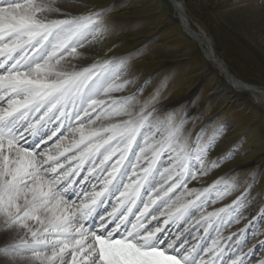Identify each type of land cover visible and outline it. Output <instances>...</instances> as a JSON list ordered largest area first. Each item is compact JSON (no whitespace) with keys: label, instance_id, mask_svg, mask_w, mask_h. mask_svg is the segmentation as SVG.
<instances>
[{"label":"snow or ice","instance_id":"1","mask_svg":"<svg viewBox=\"0 0 264 264\" xmlns=\"http://www.w3.org/2000/svg\"><path fill=\"white\" fill-rule=\"evenodd\" d=\"M70 6L0 0V231L25 232L0 246V264L22 253L34 264H253L245 229L224 236L219 225L239 222L259 172L208 211L242 183L230 172L189 187L236 154L209 158L224 127L190 140L184 118L152 107L155 94L137 99L147 81L119 95L136 83L127 60L89 55L110 6Z\"/></svg>","mask_w":264,"mask_h":264},{"label":"rangeland","instance_id":"2","mask_svg":"<svg viewBox=\"0 0 264 264\" xmlns=\"http://www.w3.org/2000/svg\"><path fill=\"white\" fill-rule=\"evenodd\" d=\"M181 1L184 2L191 29L207 34L215 54L224 60L229 72L242 82L264 88V56L259 51H264V45L259 46L260 41H264V33L254 41L258 45L254 49L235 28L236 24L235 27L228 26L222 21L224 14L245 10L258 0ZM109 6V11L102 17L108 30L96 43L91 58L121 57L127 60L136 83L119 95L133 92L147 81L148 87L137 99L143 101L155 94L152 107L161 109V115L173 113L177 119L184 118V131L190 140H195L205 126L209 131L203 139H207L218 126L224 127L209 158L222 156L236 146V154L201 178L203 183L198 185L207 186L217 177L230 172L242 183L223 201L208 206L218 208L230 204L251 182L252 175L259 172L248 195L252 203L246 201L247 206L236 218L239 222L227 223L221 231L227 235L245 228L247 242L244 250L257 245L253 258L255 264V259L264 255V249L258 245L259 241L264 240V219L260 218L264 210L263 103L255 102L247 92H236L224 86L223 75L207 60L198 44L182 30L168 0H84L79 14L96 12ZM23 233L21 229L11 234L0 231V246L5 242H17L25 236ZM210 233L209 236L214 231ZM203 234L201 227L200 235ZM23 255L27 254L22 253L18 256L19 260L16 257L19 264H34L22 260Z\"/></svg>","mask_w":264,"mask_h":264},{"label":"bare ground","instance_id":"3","mask_svg":"<svg viewBox=\"0 0 264 264\" xmlns=\"http://www.w3.org/2000/svg\"><path fill=\"white\" fill-rule=\"evenodd\" d=\"M76 3L78 4V7L73 8V7L70 6V7L63 8L62 11L71 12L73 15H78L80 13V10L82 8V3H84V0H76ZM171 6H172V8H173V10L175 12V15H177V11L179 9H183V11H184V13L186 15V19H184L183 22L184 23L185 22L189 23V19H188V16H187L188 14L186 12V8H185V5H184L183 1L175 0V6H173V5H171ZM176 18H177V16H176ZM222 21H224L225 24L228 25V26L235 27V24H236L237 27H235V28L240 30L239 33L243 34L244 37L246 38V40L255 49V48L258 47V45L255 44L254 41L256 40L258 35H261L262 33H264V0H258L257 2H255V4H251L247 8H245V10H238V11L234 10L232 12H228L227 14H224ZM178 22H179V20H178ZM180 23H181V20H180ZM189 25H190V23H189ZM198 36H199V39L202 42L203 46L204 45H209L211 47L214 55L217 56L215 54L214 50H213L211 39L207 36V34L203 31V32L200 33V35L198 34ZM260 42H261V44H259V46L264 45V41H260ZM95 49H96V44L94 45V51L89 54L90 57L92 55H94L93 53L95 52ZM259 51H260V54L264 56V51L263 50L261 51V49H259ZM205 56H207L206 53H205ZM217 57H218V59H216V60L214 59V61L212 59H209V58H207V60L214 65V67L223 75V77L225 76V78L228 79L231 82V84H228L226 81H224V83H225L224 86L226 88H231V89L235 90L236 92H242V91L247 92L248 94H250L254 98L255 102L256 101L257 102H262L263 105H264V88L260 87V86H256V85H252V84H248V83L239 81V79L235 78L229 72V69L227 68L224 60L221 59L219 56H217ZM91 60H92V58H91ZM225 69L227 70V72H226ZM227 73H229L231 77H229ZM245 88H246V90H245ZM202 179H203V177H202ZM193 186L199 187L200 185H198V183L196 181H193L189 185V187H193ZM212 205L213 204H209V206H212ZM209 206L207 208L208 211H211V210L214 209V208L209 207ZM195 215L198 218L199 212H197ZM226 226L227 225H219L220 232L222 230H224L226 228ZM236 227H239V226H236ZM17 231H18V229L14 230V231H9L7 233L11 234V233H15ZM210 231H213V230L210 229ZM194 233H195V230H193V235H194ZM214 234L216 235L215 231H214ZM214 234H212L211 236H213ZM23 235H25V234L23 233ZM228 235H230V233H228L226 236H228ZM244 236L245 237L247 236V235H245V232H244ZM235 238L236 237H233V239H235ZM202 243H204V242H202ZM210 243H211V240L207 239V243H204V244H206L208 246ZM26 254L27 255H23L22 256V257H24V259L23 258H21V259L24 260V261H27V260L31 261L29 259L30 254L29 253H26ZM11 258H12L11 256L8 257L9 260H11ZM17 258H18V260L20 259V257H17Z\"/></svg>","mask_w":264,"mask_h":264},{"label":"water","instance_id":"4","mask_svg":"<svg viewBox=\"0 0 264 264\" xmlns=\"http://www.w3.org/2000/svg\"><path fill=\"white\" fill-rule=\"evenodd\" d=\"M168 1H169V3L171 5L175 6V0H168ZM177 19L179 20V24H180L182 30L192 40H194L198 44V46L200 47V49H201V51L203 52L204 55H205V53L207 54V56H205L206 58L212 59L213 61H214V59L215 60L218 59V57L214 55V53H213V51H212V49H211V47L209 45H204L203 46V44L200 41L199 36H198V34L200 35V33H197L193 29H191V27H190L188 22H185V23L183 22L184 19H186V15H185L183 9H179L177 11ZM180 20H181V23H180ZM226 72H227V70H226ZM227 74H228L229 77H231L229 73H227ZM224 81H226L228 84H231V82L228 79H226L225 76H224ZM245 90H246V88H245Z\"/></svg>","mask_w":264,"mask_h":264}]
</instances>
